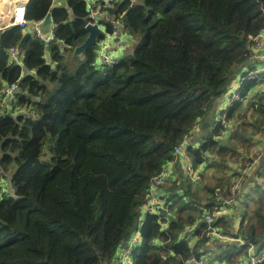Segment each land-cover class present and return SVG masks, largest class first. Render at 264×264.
<instances>
[{
  "label": "trees",
  "instance_id": "obj_1",
  "mask_svg": "<svg viewBox=\"0 0 264 264\" xmlns=\"http://www.w3.org/2000/svg\"><path fill=\"white\" fill-rule=\"evenodd\" d=\"M65 4H26L29 22L51 12L53 66L42 42L19 26L0 32V95L18 80L15 101L0 113V264H111L139 229L151 178L240 79V97L226 116L232 123L247 119L249 106L250 120L234 125L227 139L216 127L187 149L193 168L207 161L220 175L200 189L165 181V214L145 215L130 264L200 257L215 243L204 237L202 209L228 197L239 174L232 169L253 158L254 138L264 132V97L257 93L264 75L241 79L264 67V58L248 60L252 37L264 32V0H118L108 15L135 44L104 68L95 63V44L72 55L90 17L85 0ZM61 42L68 47L61 50ZM15 45L25 71L6 64V50ZM249 198L255 203L246 201L239 227L225 229L241 242L214 245L212 257L225 264H242L249 245L264 246V189L257 186ZM193 225L191 246L186 232ZM216 225L224 229L228 222L219 218Z\"/></svg>",
  "mask_w": 264,
  "mask_h": 264
},
{
  "label": "built area",
  "instance_id": "obj_2",
  "mask_svg": "<svg viewBox=\"0 0 264 264\" xmlns=\"http://www.w3.org/2000/svg\"><path fill=\"white\" fill-rule=\"evenodd\" d=\"M55 1H58V3H54ZM118 0H85L86 9L89 12V19L86 21L89 23H96L99 25L100 28L104 29L105 37L99 41V43L96 46V55L98 60H95V63L98 67L104 68V67H110L114 64H116L120 59L117 55L112 54L109 52L110 47V37L113 35L117 29H119L118 26H121L119 21H112L111 17L108 15V12L113 9L114 3H116ZM3 4L0 6V32H3L5 29L12 27V26H19L25 33H29L33 35L36 39L42 42L45 50L44 56L46 59H49L48 56V47L49 45L56 40L55 38V29L56 24L52 20L51 25L48 30H43L40 27V24L43 20V18L37 20V21H28L26 17V4L27 0H2ZM66 5V0H53V5ZM100 6L104 7L103 11L100 10ZM104 25H102V24ZM107 24H112L113 31L108 32L105 30ZM61 50L65 47H68L65 43L59 44ZM264 46V32L257 34L256 36L252 37V45H251V52L250 56L248 57L249 61H257L259 59H263L264 55H261V52L263 50ZM7 54V60L6 64L7 66H16L18 65L20 68H23L25 71V68L22 63L23 54L22 51L19 49L18 46H11L8 47L6 50ZM262 75H264V67H260L256 70H248L246 74L241 79H256L259 81L262 79ZM241 82L240 79L235 84L234 88L231 90V92L234 90L233 94H230L226 99V102H224L222 108V112L217 117V120L214 122V127H221L222 131H225L228 129V119L226 116L225 107L228 106L230 108L233 106V104L239 99L240 94L238 93L239 86ZM18 90V80H15L13 82L7 83L2 88V92L0 95V113L3 111V108L7 105H11L15 101V95ZM191 132V131H190ZM190 133L187 135H184V140L181 145L175 146L173 153H174V159L169 162H174L176 158L180 155H184V148L186 146L187 140L189 139ZM200 144H198L196 147H199ZM187 147V146H186ZM195 146H191L189 148H196ZM188 148V147H187ZM261 152L251 160L247 161L239 170L238 175L232 178V184L230 188V193L228 194V197L222 199V202L220 205H216L209 210L202 209V219L201 221L205 224L204 229V237L207 240L208 245H212L215 241H230V240H237L241 242L239 239H234L229 236V234L226 232L225 229H223L221 226L216 225V221L222 217V215L225 212V208L229 206L232 202L236 201L239 196H242L243 193L239 190L240 185L245 179L246 174L251 170L253 164L255 161H257L261 155H264V145L258 150ZM186 158V157H185ZM188 161V157L186 158ZM191 164L187 165V172L188 174L193 173V169L190 167ZM166 166V165H165ZM165 166L160 170L159 173L154 175L147 188V202L145 204V212L144 217L147 213H157L163 202L165 196L163 195V192L161 191V185L164 183V177H165ZM196 178L195 176L192 178ZM197 180V179H196ZM195 180V182H196ZM5 189L3 188V185L1 183L0 179V193H4ZM141 219L139 224L142 225ZM166 224V223H165ZM139 229L136 230L135 233H133L127 240L122 242L118 249L115 258L113 259L111 264H130L131 263V256L134 249V246L140 241V231ZM183 262L185 264H215V262L210 261L206 257V254H202L200 257H195L193 255H189L186 257ZM264 262V247L256 250L255 246L249 245L247 254L245 256V262H242V264H261Z\"/></svg>",
  "mask_w": 264,
  "mask_h": 264
},
{
  "label": "crops",
  "instance_id": "obj_3",
  "mask_svg": "<svg viewBox=\"0 0 264 264\" xmlns=\"http://www.w3.org/2000/svg\"><path fill=\"white\" fill-rule=\"evenodd\" d=\"M54 3L56 4V3H58V1H55ZM60 4H62V3H60ZM23 33H25V31H23ZM109 41H110V47L108 49L109 52L117 55L119 57V59H121L122 57L127 55L132 50L134 43H135L134 40L129 35L125 34L120 28L117 29V31L113 35H111ZM132 43H133V45H132ZM95 51H96V49H95ZM95 60L96 61L98 60L97 55L95 56ZM47 61L50 62L51 66L54 65L51 63L50 59H48ZM237 80L238 79H236V81ZM232 86L233 85H231V88H232ZM259 86H261V87H259V90L257 91V93L259 94L260 97H264V93L260 91L261 89L264 88V82H262L261 85H259ZM223 104L224 103H222L219 106H217L216 108L210 110L208 115H207V118L202 119L197 125H195L192 128V130L190 132L189 139L187 140V143H186V146L188 148L191 146L196 147L200 143V140L202 139L201 137H203V134H206V129H208V127L211 124H214V122L217 120V117L222 112L221 107L223 106ZM254 145H255L254 148L255 149L257 148L258 150L264 145V132L263 131L259 134V137H256V140L254 141V144L252 145V147ZM186 146L184 148V155H180L176 158V160L174 162H168L166 164L164 183H165V181H166V183H168L171 179H173L172 181H174V180L180 181V179H178V178H180L181 173H179L178 170H181L182 173L184 172L185 175H188L190 179H192L195 176L197 178V180H196L197 183L195 182L197 185H199L198 183H201V178L199 176V173L202 172L201 170L205 167L207 161L203 162L202 164H200L196 168H193L190 165L191 169H193L194 172L191 174H188L187 165L191 164L190 163L191 159H190L189 155H187V149L188 148ZM251 152H253V151L251 150ZM185 157L186 158L188 157V161L186 160ZM250 157L252 158L253 154L250 153ZM237 165L238 166H235V168L237 167L236 169L235 168L232 169V170H234L235 173H237L238 170L242 167V165H240V163H238ZM257 186L264 189V155H262L257 161L254 162L251 170L246 174L244 181L240 185L239 190L243 193V195L239 196L236 201L232 202L229 206H227L225 208V212L222 215L221 219H224L228 222V227L227 228L224 227V229H226L227 231L229 230V231L233 232L237 229V227H239L241 214H242L243 210L245 209L246 201H248L247 196ZM161 191L163 192V195L166 198L167 192L163 189L162 185H161ZM256 196L257 195L254 194L255 201L258 200V198ZM165 198H164V200H165ZM255 201H254V203H255ZM254 203H252L251 198H249L248 205L252 206ZM160 208H162L161 205H160ZM141 211L145 212V206H143L141 208ZM143 215H144V213H143ZM165 223L163 222V224H162L163 227H165V225H166ZM195 227H197V225H193L192 227L190 226L189 228L187 227L186 236L188 235V237L186 238V240L188 241V243L191 246H193L194 243L196 242V237L192 233L193 232L192 230ZM187 233H190V234H187ZM229 234H230V232H229ZM140 239H141V237H140ZM216 242H219L221 244L222 243H224V244H226V243L232 244L233 243L232 241H223V242L215 241V243ZM215 243L212 246H209L207 248V252L204 254H206V257L208 259H210V261L215 262V264H225L224 260H222V259L218 260V259L212 257V253L217 251V247L214 246ZM239 261L241 263L245 262L244 255L241 256Z\"/></svg>",
  "mask_w": 264,
  "mask_h": 264
},
{
  "label": "rangeland",
  "instance_id": "obj_4",
  "mask_svg": "<svg viewBox=\"0 0 264 264\" xmlns=\"http://www.w3.org/2000/svg\"><path fill=\"white\" fill-rule=\"evenodd\" d=\"M134 44H135V43H134ZM132 45H133V43H132ZM83 59H84V56H83V55H81V56L78 57V61H82ZM254 91H256V90H254ZM262 100H264V99H262ZM245 107L247 108V111H248V118L246 119V118L244 117V118L238 120V122H235V123H232L231 121H228V129L224 131V135L222 136L224 139H227V137H229L231 131L233 130V127H235L234 125H238L239 123H242V122H244V121H245V122H248V121L250 120L251 108H250L249 106H245ZM254 116H256V114H254ZM232 124H233V125H232ZM214 130H215L214 124H211V125L208 127V129H206V134L209 133V132H211V131H214ZM203 136H204V134H203ZM256 137H259V135H256ZM256 137L254 138L255 140H256ZM201 138H202V137H201ZM223 141H225V140H223ZM257 146H258V145H257ZM257 146H256V147H257ZM254 147H255V145L250 149V153L253 154V158L256 157V156L261 152V150L258 151V149H257V148L255 149ZM251 150H252L253 152H251ZM261 156H262V155H261ZM246 160H247V159H246ZM209 164H210V162H207L206 165H205V167L201 170L202 172L199 173V176H200V178H201V182H202V183L210 182V181L213 179L214 176L220 175V173H219V169H218L217 167H215V166L211 167V165L209 166ZM178 172L181 173L180 178H178V179H180V182H181V183H186V182H188V183L192 184V186H193L195 189H200V187H201V183H200L199 185H197V184L195 183V180H196L197 178L190 179L189 176H188V175H185L184 172H183V173H184V174H183L181 170H178ZM172 173H173V172H172ZM172 180H173V179H171L169 182H171ZM198 180H199V179H198ZM248 201H249V200H248ZM139 213H140V217H141V219H143V218H144V215H143L144 211H139ZM188 228H189V226H188ZM215 252H216V251H215ZM212 259H213V258H212Z\"/></svg>",
  "mask_w": 264,
  "mask_h": 264
},
{
  "label": "water",
  "instance_id": "obj_5",
  "mask_svg": "<svg viewBox=\"0 0 264 264\" xmlns=\"http://www.w3.org/2000/svg\"><path fill=\"white\" fill-rule=\"evenodd\" d=\"M159 16L160 15H158V17ZM51 22H52V15L50 12H48L43 17V20L40 24V27L46 31L49 29ZM100 24H102V23H100ZM102 25H104V24H102ZM118 27H121V26H118ZM84 28L86 30L87 35L79 45H77L73 48V51H72L73 56L80 55L86 48H88L94 44L97 46L99 41L105 37L104 29L100 28L99 25L96 23L92 24V23L87 22V23H85ZM105 30H106V28H105ZM159 211L161 214H163V215L165 214V212L163 211L162 208H160Z\"/></svg>",
  "mask_w": 264,
  "mask_h": 264
},
{
  "label": "bare ground",
  "instance_id": "obj_6",
  "mask_svg": "<svg viewBox=\"0 0 264 264\" xmlns=\"http://www.w3.org/2000/svg\"><path fill=\"white\" fill-rule=\"evenodd\" d=\"M2 4H3V2H2V0H0V6H1ZM50 13H51V12H50ZM228 109H229L228 106H226L224 110L226 111V110H228ZM216 127H217V126H216ZM216 127H215V128H216ZM159 208H160V207H159ZM157 210H158V212H159V209H157ZM158 212H157V213H158ZM157 213H156V214H157ZM263 247H264V246H263Z\"/></svg>",
  "mask_w": 264,
  "mask_h": 264
}]
</instances>
